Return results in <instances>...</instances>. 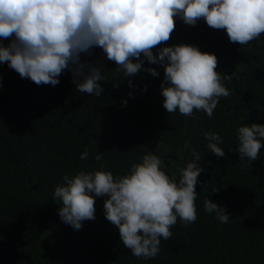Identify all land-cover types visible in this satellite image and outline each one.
Segmentation results:
<instances>
[{
    "label": "trees",
    "instance_id": "obj_1",
    "mask_svg": "<svg viewBox=\"0 0 264 264\" xmlns=\"http://www.w3.org/2000/svg\"><path fill=\"white\" fill-rule=\"evenodd\" d=\"M174 20L170 39L154 47V55L162 47L186 43L215 54L216 71L242 68L251 42L231 43L225 30L209 27L204 19L194 26L180 17ZM14 38H0V44L8 46ZM252 42L243 75L222 73L230 77L222 80L230 94L220 97L213 116L202 110L189 116L179 169L195 159L194 151L200 155L197 219L186 224L178 217L171 227L172 238H161L160 252L149 259L132 255L119 230H113L118 227L105 217L106 196L95 197V219L82 221L81 227H106V231L83 229L75 246L66 244L61 235L44 242L52 257L72 261L53 262L40 242L56 228L65 232L69 243L75 242L78 230L62 222L61 202L54 198L65 175L103 166L114 177L123 176L133 163L152 153L173 178L183 158L180 142L187 127L186 116L178 109L167 113L163 107V65L141 56L139 73L124 77L101 48L82 52L81 62L98 67L104 77L103 92L96 97L79 93L68 69L57 85H37L0 62V264H264V146L255 161L241 160L236 150L239 126L264 124V34ZM149 67L156 68L159 76L145 70ZM213 132L221 137L224 157L207 148L205 134ZM86 151L88 158L81 160ZM98 152L103 153L100 161L95 159ZM208 198L226 209L227 223L204 211Z\"/></svg>",
    "mask_w": 264,
    "mask_h": 264
},
{
    "label": "clouds",
    "instance_id": "obj_2",
    "mask_svg": "<svg viewBox=\"0 0 264 264\" xmlns=\"http://www.w3.org/2000/svg\"><path fill=\"white\" fill-rule=\"evenodd\" d=\"M175 17L192 26L204 19L239 45L264 34V0H0V38L15 37L8 46L0 44V62L37 85H57L68 69L79 93L99 97L104 77L98 67L81 62L82 52L101 48L124 77L139 73L143 56L164 67L160 90L167 113L178 109L181 115L191 116L194 110H202L211 118L220 97L230 94L222 83L230 77L216 71L215 54L186 43L153 54L154 47L170 39ZM145 70L159 76L156 68ZM205 139L212 154L226 155L218 133H206ZM237 140L240 159L257 160L264 146V124H242ZM102 155L98 152L95 159L102 160ZM193 156L179 169L178 180L162 170V160L152 153L133 163L123 176L114 177L103 166L65 175L64 183L54 190V198L61 202L58 215L79 230L82 221L95 219V197L106 196L105 217L118 227L124 246L136 257L154 258L161 238H172L171 227L178 217L186 224L197 219L196 184L203 169L197 164L200 155L194 151ZM87 158V151L80 155L81 160ZM204 211L214 213L222 223L230 218L223 206L209 198Z\"/></svg>",
    "mask_w": 264,
    "mask_h": 264
},
{
    "label": "water",
    "instance_id": "obj_3",
    "mask_svg": "<svg viewBox=\"0 0 264 264\" xmlns=\"http://www.w3.org/2000/svg\"><path fill=\"white\" fill-rule=\"evenodd\" d=\"M254 49V43L251 42V46L247 52V54L245 55V58H244V61H243V65H242V68L240 70L238 69H235L233 67H226V68H223L221 70H219L218 72L220 74L222 73H225L226 71H234V73L237 75V76H242L243 75V72L246 68V65H247V62H248V58L250 56V54L252 53ZM188 122H189V116H186V132L180 142V150H181V153H182V160L181 162L178 164L177 168H176V171H175V174L173 176V179H176L177 178V175H178V171H179V167L181 166V164L184 162V144H185V141H186V138H187V135H188ZM85 229L89 232H93V233H99V232H103V231H106L108 228L104 227V228H99V229H96V228H88V227H85V228H81L78 230V233H77V236H76V239H75V242L73 243H69L68 239H67V236L65 234V232L61 229V228H56L55 231L53 232V234L49 235V236H46L44 237L41 242H40V245H41V248L42 250L48 255V257L53 261V262H56V263H67V262H70L72 261L71 259H57V258H54L51 256V254L49 253V251L46 249V247L44 246V242L47 241V240H50V239H53V238H56L57 236L61 235L64 242L70 246H75L79 239H80V235H81V232L82 230ZM110 229V228H109ZM113 230H119L118 228H115ZM46 264V263H45ZM83 264V263H81Z\"/></svg>",
    "mask_w": 264,
    "mask_h": 264
}]
</instances>
